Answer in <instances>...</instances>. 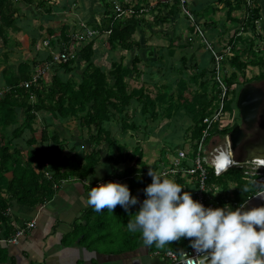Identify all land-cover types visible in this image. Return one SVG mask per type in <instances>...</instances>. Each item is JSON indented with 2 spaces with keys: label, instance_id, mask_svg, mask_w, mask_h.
Returning <instances> with one entry per match:
<instances>
[{
  "label": "trees",
  "instance_id": "trees-1",
  "mask_svg": "<svg viewBox=\"0 0 264 264\" xmlns=\"http://www.w3.org/2000/svg\"><path fill=\"white\" fill-rule=\"evenodd\" d=\"M47 1L49 0H0V41L3 43L2 47L4 49L10 48L7 45V30L13 29L15 31L18 29L15 20H13L15 15L12 11L14 2L23 3L28 6L36 4L41 8ZM215 2L223 4L227 10L228 18H231L232 14L236 12L241 13V31L255 32V23L260 19L258 0H215ZM175 3L178 9L182 6L180 0H176ZM184 6L186 7V3ZM207 7L212 8L210 5ZM199 9L200 7H197V9L190 11L194 20L191 30L197 36L196 27L200 24L197 14ZM120 17L117 19L106 17L98 30L108 35L107 42L110 48L114 49V46H118L123 51H133L134 45L131 39L138 26V21L133 15L125 21H121ZM232 21L235 23L238 22V19L233 18ZM47 32L50 35L47 38L49 52L42 62V67L49 64L53 53L65 49V51H68L69 47H76V43L78 42L75 34L72 36H65L63 34L61 39L52 37V30H48ZM238 38L239 35L235 39L229 40L231 52L234 56L230 57L229 60H224V65L227 63L232 71L227 75L222 68L223 77L221 82L228 89V100L225 104L227 112L236 110L235 100L239 88L252 83V79H248L246 76L248 67H257L260 73L255 78L264 79V56L255 58L253 48L250 47L247 53L251 55V59L244 58L243 52L235 49L236 41L238 42L241 39ZM92 46L93 42L85 44L83 52L80 54V59L87 66L77 86L68 80L63 81L58 75L60 70L67 75L73 73L75 70L73 68L74 61L52 66L51 70L57 73L53 77L52 84L50 87L48 86L49 89L47 91H42V81L31 85L27 89L24 88V84L31 81L32 70L36 66L35 62L20 63L17 69L5 79V86L0 91V240L9 239L15 233V228L13 229L10 226L9 215V210L14 205L30 208L42 206L54 197L57 191L56 188L62 182H75V180L89 181L95 175L97 168L105 163L110 167V172L106 176L104 183L109 181L114 182V180L126 183L130 188L131 194L138 197L139 203L131 206L128 210H125L118 204L113 212L107 210V208L102 210V212H96L91 207L88 213H95L96 219L87 228L83 240L93 237L94 233L97 236L95 240L122 239L127 246L133 249L142 237V233L139 230L130 232L126 224L129 219L134 218L133 215L139 210L140 205L146 198L144 189L152 182V177L148 174L151 166L142 163L143 155L141 148L137 147L130 154L123 146L117 144L111 135V130L106 128L105 125L110 124L111 121H117L120 124L121 133L132 130L144 135L141 131L145 132L146 130L147 132V124H138L126 113L132 101H135L139 105L140 109L138 110H140L143 122L151 119L152 125H155L163 116H166V118H173L175 122L185 124L182 136L184 138L183 143L170 149L171 153L175 155L176 151L182 149L185 143L188 141L193 142L201 137L204 129L202 121L219 109L221 91L219 83L215 78L211 80V83L201 81L199 89L196 90L186 86L184 81L179 83V87L175 91L168 85L163 86L161 87L163 92H160L155 98H152L146 92L145 87L130 90L125 83V79L133 71L137 70V66L140 63L138 57L133 59L131 69L126 68L121 63L113 62L111 65V77L114 83L110 84L107 74L92 62ZM50 49H52L51 52ZM214 49L223 60L224 54L219 49H216L215 45ZM186 61L185 57L180 58L181 69L186 68ZM211 65L213 70L216 67V61L213 57L211 58ZM194 69H196V65ZM4 72L6 75V71ZM202 76V73H200L195 75L191 80L197 82V78L201 80ZM208 87L211 88L209 92ZM31 98L35 99L36 102L34 104L31 103ZM157 103L160 106L168 105V107L167 109L161 107V110L156 112ZM18 111L23 112L24 118L22 125L16 127V113ZM38 113H49L50 118L53 117L59 120L60 123L70 119L77 120L79 126L87 130L89 151L80 153L78 151L82 149L76 148L67 139L62 140L61 137L60 140L58 129L52 132L47 128V132H52V135L42 132L40 142L38 143L34 137L32 124ZM173 113L174 116L172 117ZM11 127H13L12 135L14 138L7 139V137H4L6 136L4 133H7L5 130ZM234 127L230 129L225 128L222 131L217 130V127H215L210 136L219 134V136L224 137ZM25 133L29 134V138L26 141L21 138ZM15 140H19L17 144H15ZM48 141H51L55 146L53 151L54 158L59 163L58 169L50 168L49 165L41 167L44 163L42 160H46V157L49 156L47 155V151L45 152L41 146ZM69 144L72 146L69 149L71 154L65 156L61 162L58 161V158L64 152V148L69 147ZM34 145H37L36 148L33 147ZM105 145L108 154L106 157H103L102 153ZM112 148H115L113 153ZM170 161L168 159V163ZM45 163L48 164L46 161ZM127 163H130L131 166L122 170L118 169L120 165H126ZM162 164L166 165L165 163ZM154 169H156L155 166ZM9 172L12 174L11 179L6 177V174ZM167 178L174 179L182 187H184L187 180V178L180 175H167ZM244 178V171L240 168H232L220 178L214 177L212 171L209 170L207 182L210 185H217L223 193L227 195L231 194L236 200L244 201L259 189L258 185L244 181ZM90 187L96 186L92 185ZM90 187L87 188V191H90ZM217 199L221 203L219 207H224V202L220 199V196ZM191 239L193 238H181L163 246L153 244L150 246V249L160 255L168 251L180 253L192 248Z\"/></svg>",
  "mask_w": 264,
  "mask_h": 264
},
{
  "label": "rangeland",
  "instance_id": "rangeland-1",
  "mask_svg": "<svg viewBox=\"0 0 264 264\" xmlns=\"http://www.w3.org/2000/svg\"><path fill=\"white\" fill-rule=\"evenodd\" d=\"M185 1L186 9L189 12L200 7L197 12L200 23L198 25L199 30L206 35V42L209 43L213 49L215 45L216 49H219V51L224 54L223 60H221L222 63L220 62L219 72L216 67L212 70V54L207 50L204 41L201 40L199 36L194 35L191 30L192 21L187 19L188 17L182 6L178 9L175 3L176 0H49L41 8L36 4L28 6L23 3L14 2L12 11L15 14L20 13L19 15L24 16V28H27L25 31L30 33L28 37L31 40H29L30 43L26 44L27 48L22 51L30 50L33 55L35 52H38V50L40 51L42 49L41 46H39L41 41L50 36L47 32L48 30L53 31L52 37L55 38H61L63 34L65 36H72L74 34L76 35V33L85 37L84 41L79 40L76 43L75 48L77 57L74 60L73 68L75 70L73 73L67 75L60 70L58 74L63 81L68 80L75 86L80 83L82 73L87 66L80 59V54L83 52L85 44L89 42H93V46L91 47L93 56L92 62L96 67L102 69L105 74H107L110 84L114 83L111 77V65L113 62L121 63L126 68L131 69L133 59L138 57L140 59V63L137 66L138 68L125 79V83L130 90L145 87L146 92L152 98H155L160 92H163L161 88L163 86L168 85L175 91L178 89L179 83L184 81L186 86L196 90L199 89V83L201 81L211 83V80L214 78L217 79L218 76L221 80L223 77V69L226 74L229 75L232 69L227 63L224 65V60H229L230 57L234 56L231 52L229 40L235 39L238 35L241 39L238 42L236 41L235 49L242 51L244 58L251 59V55L247 53L250 47L253 48L256 56L255 58L264 56L263 0H258L260 19L255 23L254 33L247 30L241 31V13L236 12L232 14L231 18H228L226 8H224L223 4L216 3L215 0ZM209 5L212 8H208L207 6ZM132 15L138 21V26L131 39L134 45L133 51H123L118 46H114V49L110 48L107 42L108 35L99 32L98 28L103 24L106 17H114L117 19L121 16V21H125L130 19ZM15 17L12 19L17 20ZM233 18L238 19V22L234 23L232 21ZM82 24L87 25L90 30L95 32L90 39L86 38V33L84 32L86 29L82 28ZM204 24L205 26H203ZM10 32L15 31H13V29H8L7 36ZM2 46L3 43L0 41V62L5 64L3 67L0 66V91L5 86V79L17 69L20 63H25L27 61H31L30 63L35 62L36 66L33 67L34 69L32 70V74H34L37 70L41 69L42 62L49 52L48 50L46 54H41L42 58L40 57L41 59L37 60L38 62L36 59L32 62V60L24 58L27 53H21L20 57H10L11 55L9 57L5 56L7 53L6 51H2L4 49ZM11 46L14 49L19 48L17 44ZM51 50L52 49H50V52ZM171 52H173V54H171ZM17 54L18 53H16V55ZM181 57L187 59L186 68L183 69L180 68ZM195 65L196 69H194ZM4 71H6V75ZM56 73V71L51 70L48 75L44 76L43 80H41L43 84L41 86L42 91H47L49 89ZM200 73L203 75L201 80L198 78L197 82L191 80L195 75ZM259 73L260 71L257 67H248L246 76L248 79H252V83L264 85V79L255 78L258 77ZM209 91H211L210 87H208V92ZM35 102V99L31 98V103L34 104ZM161 107L167 109L168 105L160 106L157 103L155 111L159 112ZM138 109H140L138 103L132 101L126 113L138 124H147V132L146 130L145 132L141 131L144 135L138 134L132 130L121 133L120 124L117 121H111L110 124L105 126L111 130V135L117 144L123 146L130 154H132L137 147L141 148L143 155L142 163L151 166V169L158 174L161 169L158 166L159 163L164 160L162 163L168 166V159L171 160L172 157H174L170 149L183 143L184 138H182V136L184 134L185 124L182 122H175L173 118H166V116H163L157 124L152 125L151 119L143 122L142 115ZM228 113L230 115V120L224 122H227V127H230L233 118H235L238 112L232 110ZM16 116V127H18L23 123L24 114L18 111ZM171 116L173 117L174 113ZM236 123L240 124V119H238ZM32 124L36 128V130H34V137L39 142L41 133H48L47 128L48 130L54 131L55 129L59 130L60 128H64L65 125L68 128V133L59 130L61 135L60 140L62 137V140L67 139L70 143L72 138L74 139L73 141L78 139V143H82L83 147L82 150L78 151L80 153L88 152L90 149L87 143V130L80 127L79 122L75 119H70L62 123H60L59 120L50 119L49 121L44 120L43 123L37 121L36 123L32 122ZM12 129L13 127L7 128V130H5L7 133H4L6 135L4 137L9 136L10 134L8 133L11 132ZM48 134L52 135V132ZM21 138L23 139V137ZM213 138L220 144L224 139V137L219 136V134H215ZM187 143H185L184 146ZM41 147L45 152L47 151V155H49L46 157V160H42L44 163L41 167L49 165L50 168L58 169L59 163H57V160L54 158L53 151L55 146L51 141H48ZM114 149L115 148H112V153L115 151ZM208 149L209 148H207V150ZM70 154L71 151L69 148H64V152L62 156L58 158V161L61 162L65 156H69ZM107 154L108 153L104 154L103 152V156ZM45 161L48 162V164H46ZM126 166L130 167L131 164L127 163L126 165H120L118 169H124ZM154 166L156 169H154ZM243 171L250 170L244 168ZM251 178L253 180L258 177L254 176L250 177V179Z\"/></svg>",
  "mask_w": 264,
  "mask_h": 264
},
{
  "label": "crops",
  "instance_id": "crops-1",
  "mask_svg": "<svg viewBox=\"0 0 264 264\" xmlns=\"http://www.w3.org/2000/svg\"><path fill=\"white\" fill-rule=\"evenodd\" d=\"M19 14L14 15L17 18L15 23L18 29L8 35V46L12 47L11 45L17 44L19 48L14 49L12 47L2 51H6L7 55L5 56L7 57L10 55V57H20L21 53H27L24 58L32 60V62L35 59L36 61L40 60L42 52L46 53L49 50L48 40L43 39L41 41L39 46L42 49L35 52L34 55L30 50L22 51L27 48L26 44L30 43L29 40L31 39L28 37L30 33L25 31L27 28H24V16ZM16 53L18 54L16 55ZM30 62L27 61L25 63ZM3 65L5 64L0 62V66L3 67ZM50 119L53 120L54 118H50L49 114L38 113L34 123L37 121L43 123L44 120L49 121ZM33 129L36 130L34 125ZM59 130L68 133V128L65 125L64 128ZM8 134L10 135L7 136V139L14 138L12 130ZM22 137L26 141L29 138V134L25 133ZM73 140L72 138L70 144L75 145L76 148L83 149L82 143H78V139ZM17 141L19 140H15V144H17ZM37 142L39 143V141ZM213 142H217V140H213ZM70 144L68 145L69 149L72 147ZM37 145L33 147L36 148ZM103 152L104 154L107 153L106 145ZM103 157H106V155ZM126 168L127 166L124 169ZM109 172L110 167L103 163L97 168L95 175L89 181L62 182L56 188L57 191L54 197L42 206L30 208L14 205L10 208V226L13 229L23 228L26 224L32 222H34L35 226L32 229L25 230L17 245L7 244L1 241L3 239L0 240V264H169L162 256L156 255V251H151L150 246L144 244L142 237L133 249L127 246L122 239L95 240L97 236L94 233L93 237L83 240L87 228L96 219L95 213H88L92 206L87 203L89 192L87 188L104 183ZM6 177L11 179V172L7 173ZM118 181L114 180V182ZM244 181L259 186V189L246 200H236L231 194L227 195L223 192H221V196L238 205L244 204L245 210L264 206V184L255 179L247 180L244 178ZM187 182L189 183V181ZM188 183L184 184V189H190L191 186ZM235 208L233 207V209Z\"/></svg>",
  "mask_w": 264,
  "mask_h": 264
},
{
  "label": "clouds",
  "instance_id": "clouds-1",
  "mask_svg": "<svg viewBox=\"0 0 264 264\" xmlns=\"http://www.w3.org/2000/svg\"><path fill=\"white\" fill-rule=\"evenodd\" d=\"M224 160L230 163L227 155ZM148 174L146 198L126 224L130 232L142 233L146 246L193 238L191 247L201 255L189 256L192 264H264V206L205 207L166 174L152 169ZM87 203L96 212H113L118 204L128 210L139 200L126 183L109 181L90 187Z\"/></svg>",
  "mask_w": 264,
  "mask_h": 264
},
{
  "label": "built area",
  "instance_id": "built-area-1",
  "mask_svg": "<svg viewBox=\"0 0 264 264\" xmlns=\"http://www.w3.org/2000/svg\"><path fill=\"white\" fill-rule=\"evenodd\" d=\"M183 10L187 17L193 22L192 15L184 6L186 1L180 0ZM82 28L86 29L84 32L86 33V38L90 39L94 35V31L90 30L86 25L82 24ZM197 34L201 40L206 44L207 50L212 54L213 58L216 61V69L219 72L220 70V62L222 57L213 49V47L206 42V35L199 30V27H196ZM82 37V38H81ZM75 38L79 40H84L85 37L76 33ZM66 50V49H65ZM60 51L52 54V59L49 64L41 67V69L37 70L34 74H32L31 81L24 84V88H29L33 84H37L39 81L43 80L44 76L49 73L52 69L53 65H62L67 64L71 61H74L77 57L76 48L69 47L68 51ZM220 87V97H219V109L214 112L212 115L206 117L202 121V125H204V129L202 131V135L198 140H194L193 142H188L182 149L176 151L175 156L169 162L168 166L164 164H160L159 174L166 175H180L181 177L187 178L186 183L189 181L190 189H184V191H188L192 194L194 200L201 202L205 207L217 208L221 205L220 201L217 199L220 196V199L223 200L224 205H231L232 207H238L235 202H231L225 197L221 196L222 191L220 187L217 185H210L207 182L208 171H212L214 177L220 178L225 175L232 168H247L250 171H244L245 179L252 180L250 177L257 176L256 181L264 184V166L262 163L256 161H244L238 162L234 158V154L231 151V144L229 142L228 134L224 136L223 141L220 143L212 142L214 140V135L210 136L213 129L217 127V130L222 131L225 128H232L238 125L237 116L233 118L230 127H227L228 120H230L229 113L225 110V104L228 100L227 93L228 89L221 82L219 76L217 78ZM236 119V120H234ZM227 121V122H224ZM207 148H209L207 150ZM227 155L230 163H226L224 160V156ZM264 162V159L261 158ZM224 162V167H221V162ZM49 177L48 174H46ZM254 180V179H253ZM188 183V184H189ZM34 222L26 224L23 228H16L15 233L9 239L1 240L4 243L17 245L19 243L20 238L24 235L25 230L34 228ZM156 255H160L159 253H155ZM201 255L197 253L195 249L191 248L190 250L183 251L180 253H175L172 251H168L162 256L169 264H192L190 257H197Z\"/></svg>",
  "mask_w": 264,
  "mask_h": 264
},
{
  "label": "water",
  "instance_id": "water-1",
  "mask_svg": "<svg viewBox=\"0 0 264 264\" xmlns=\"http://www.w3.org/2000/svg\"><path fill=\"white\" fill-rule=\"evenodd\" d=\"M264 100V90L253 83L242 86L236 99V109L240 114V125L235 126L228 134L233 154L239 149L245 138V128L255 125L259 110ZM250 157L245 161H250ZM241 162V161H238Z\"/></svg>",
  "mask_w": 264,
  "mask_h": 264
},
{
  "label": "flooded vegetation",
  "instance_id": "flooded-vegetation-1",
  "mask_svg": "<svg viewBox=\"0 0 264 264\" xmlns=\"http://www.w3.org/2000/svg\"><path fill=\"white\" fill-rule=\"evenodd\" d=\"M253 84L256 87H260L264 90L263 84L260 83L259 84L253 83ZM236 111L238 112L236 116L238 119H240L239 111L237 109ZM244 133H245V138L243 139V142L240 145L239 149H237V151L234 154L235 160L244 161L247 160V158L249 157L251 158L253 156L264 159V100L262 107L259 110L255 125L250 128H245Z\"/></svg>",
  "mask_w": 264,
  "mask_h": 264
},
{
  "label": "bare ground",
  "instance_id": "bare-ground-1",
  "mask_svg": "<svg viewBox=\"0 0 264 264\" xmlns=\"http://www.w3.org/2000/svg\"><path fill=\"white\" fill-rule=\"evenodd\" d=\"M253 157H254V159H253ZM253 157L250 158L251 161H256V162L262 163L263 166H264V162L261 160V158H258V157H255V156H253Z\"/></svg>",
  "mask_w": 264,
  "mask_h": 264
},
{
  "label": "snow or ice",
  "instance_id": "snow-or-ice-1",
  "mask_svg": "<svg viewBox=\"0 0 264 264\" xmlns=\"http://www.w3.org/2000/svg\"><path fill=\"white\" fill-rule=\"evenodd\" d=\"M223 164H224V162L222 161L220 166L222 167V166H223Z\"/></svg>",
  "mask_w": 264,
  "mask_h": 264
}]
</instances>
